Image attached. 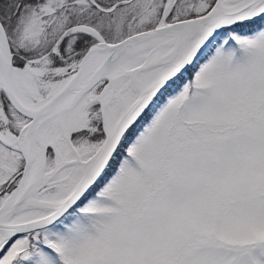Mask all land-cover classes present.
Instances as JSON below:
<instances>
[{"label": "snow or ice", "instance_id": "snow-or-ice-1", "mask_svg": "<svg viewBox=\"0 0 264 264\" xmlns=\"http://www.w3.org/2000/svg\"><path fill=\"white\" fill-rule=\"evenodd\" d=\"M0 264H264V0H0Z\"/></svg>", "mask_w": 264, "mask_h": 264}]
</instances>
